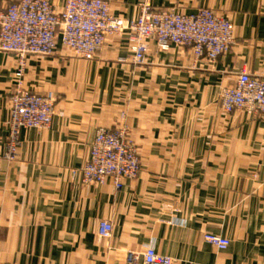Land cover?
Returning a JSON list of instances; mask_svg holds the SVG:
<instances>
[{
	"label": "crops",
	"instance_id": "1",
	"mask_svg": "<svg viewBox=\"0 0 264 264\" xmlns=\"http://www.w3.org/2000/svg\"><path fill=\"white\" fill-rule=\"evenodd\" d=\"M17 0H0V10ZM61 11L64 0H49ZM113 16L137 17L139 4L228 17L234 44L214 64L189 48L157 51L133 63L122 37L92 61L58 47L29 58L24 87L52 92L55 113L45 131L22 130L9 157V95L17 60L0 53V264H125L127 251L149 247L175 264H264V121L225 114L218 94L241 69L264 77V0H107ZM121 115L124 117L121 119ZM128 127L140 173L83 185L82 167L98 128ZM166 203L181 212L162 214ZM100 221L113 226L111 248L98 245ZM230 241L225 251L203 241Z\"/></svg>",
	"mask_w": 264,
	"mask_h": 264
},
{
	"label": "built area",
	"instance_id": "2",
	"mask_svg": "<svg viewBox=\"0 0 264 264\" xmlns=\"http://www.w3.org/2000/svg\"><path fill=\"white\" fill-rule=\"evenodd\" d=\"M132 20L115 17L107 0H65L62 10L56 11L49 0H17L0 10V53L16 57L14 86L9 95L11 144L13 156L19 146L21 130L43 131L50 127L55 113L52 92L30 93L24 87V75L29 58H41L54 53L58 47L85 60H92L112 37H122L133 55V62L145 64L152 43L157 51L171 47L189 48L195 61L214 64L228 53L234 44L233 25L228 17L209 9L183 14L172 9L160 10L148 2L138 6ZM220 104L226 114L243 112L264 121V77H252L241 69L232 86L220 90ZM124 133L99 128L90 147L88 159L80 170L83 180L102 185L111 180L120 190L123 181L135 179L140 166L135 152L122 139ZM177 203H166L163 215L181 212ZM113 226L100 221L95 232L98 245L111 248ZM205 243L225 251L230 241L224 237L205 234ZM125 264H175L174 260L149 247L142 255L127 251Z\"/></svg>",
	"mask_w": 264,
	"mask_h": 264
},
{
	"label": "rangeland",
	"instance_id": "3",
	"mask_svg": "<svg viewBox=\"0 0 264 264\" xmlns=\"http://www.w3.org/2000/svg\"><path fill=\"white\" fill-rule=\"evenodd\" d=\"M65 1V0H64ZM115 37H117V36H115ZM115 37H112V38H115ZM118 38H120V37H118ZM111 39V38H110ZM129 49V48H128ZM63 51H66V52H69V53H71V54H73L72 52H70V51H67V50H64L63 49ZM130 51V50H129ZM99 52V51H98ZM97 52V53H98ZM131 53V52H130ZM132 54V53H131ZM51 55H53V53L51 54ZM51 55H49V56H51ZM74 56H76L77 58H79V59H82V58H80L79 56H77V55H75V54H73ZM97 55V54H96ZM45 57H48V56H45ZM96 57V56H95ZM94 57V58H95ZM93 58V59H94ZM92 59V60H93ZM85 60V59H84ZM92 60H87V61H92ZM134 63V62H133ZM135 64V63H134ZM136 65H138V64H136ZM28 92H30V93H33V92H31V91H29V90H27ZM9 100V99H8ZM218 100H219V105H220V109L223 111V109H222V107H221V104H220V91H219V94H218ZM223 113H225L224 111H223ZM235 113V112H234ZM243 113V112H242ZM226 114V113H225ZM232 114V113H231ZM245 114V113H244ZM227 115H229V114H227ZM124 116V115H123ZM122 115H121V119L123 120V117ZM52 123V122H51ZM51 125V124H50ZM8 126V125H7ZM50 128V127H49ZM48 128V129H49ZM48 129H46V130H48ZM99 129V128H98ZM106 129V128H105ZM112 130V129H111ZM114 130V129H113ZM10 131V130H9ZM22 131V130H21ZM43 131H45V130H43ZM115 131H122L123 133H124V139H122L123 140V142L124 143H127L128 144V146H129V148L131 149V150H133L134 152H135V155H136V159L138 160V163H139V166H140V168H141V163H140V157H139V154H138V150H137V146H136V144L134 143V141L132 140V138H131V136H130V134H129V131H128V127L125 125V124H123L122 122L115 128ZM19 133H20V131H19ZM19 135V134H18ZM95 136V135H94ZM94 139V138H93ZM92 142H93V140L91 141V143H90V145H89V149H88V155H87V159H88V156H89V151H90V147H91V145H92ZM11 144V139H10V137H9V139H8V145H10ZM17 151V150H16ZM12 157V156H11ZM11 157H9L10 159H12ZM86 159V160H87ZM86 162V161H85ZM85 162H84V164L82 165V167L85 165ZM82 167L80 168V169H78V170H74L73 171V174H72V177L73 178H77V179H79V181L83 184V185H90V184H94V183H88V182H85L84 180H83V178H82V176L80 175V170L82 169ZM140 173V172H139ZM136 179V178H135ZM130 180H134V179H130ZM203 237H204V235H203ZM203 241H204V239H203ZM205 242V241H204Z\"/></svg>",
	"mask_w": 264,
	"mask_h": 264
}]
</instances>
